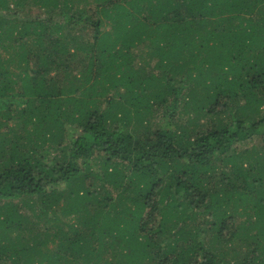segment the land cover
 Listing matches in <instances>:
<instances>
[{
  "label": "trees",
  "instance_id": "1",
  "mask_svg": "<svg viewBox=\"0 0 264 264\" xmlns=\"http://www.w3.org/2000/svg\"><path fill=\"white\" fill-rule=\"evenodd\" d=\"M263 143L264 0H0V264H264Z\"/></svg>",
  "mask_w": 264,
  "mask_h": 264
},
{
  "label": "rangeland",
  "instance_id": "2",
  "mask_svg": "<svg viewBox=\"0 0 264 264\" xmlns=\"http://www.w3.org/2000/svg\"><path fill=\"white\" fill-rule=\"evenodd\" d=\"M33 11H35L34 13H37L38 12V9H34ZM159 113V112H158ZM158 115H160V113L158 114ZM155 122H156V118H154L153 120H151V128H152V132L154 131V126H155ZM140 129H143L142 127H140ZM256 145V146H260V147H262V140L259 138V137H253V139H252V141H250V142H248V143H246L245 145H241V144H236V146H238L239 148L240 147H243L244 146V148L245 147H250V146H252V145ZM263 148H264V143H263ZM262 149V148H261ZM108 184V183H107ZM18 201H24V200H18ZM21 211H23L24 213H26V214H28V215H30L31 217V220H32V222L33 223H37L38 222V224H39V226H40V229H47V227H50L51 226V224H47V223H45V219H37L36 218V216H34L33 214H32V209L30 208V207H28V206H26V207H24V206H21ZM63 217V216H62ZM63 218H65V217H63ZM52 246H54L53 245V243H51L50 244V247H52Z\"/></svg>",
  "mask_w": 264,
  "mask_h": 264
}]
</instances>
